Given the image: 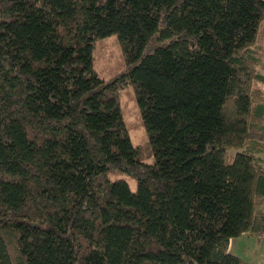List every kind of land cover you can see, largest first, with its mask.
Wrapping results in <instances>:
<instances>
[{
	"label": "trees",
	"instance_id": "obj_1",
	"mask_svg": "<svg viewBox=\"0 0 264 264\" xmlns=\"http://www.w3.org/2000/svg\"><path fill=\"white\" fill-rule=\"evenodd\" d=\"M263 25L264 0H0V264H244L230 241L264 234ZM113 36L128 68L105 83Z\"/></svg>",
	"mask_w": 264,
	"mask_h": 264
},
{
	"label": "rangeland",
	"instance_id": "obj_2",
	"mask_svg": "<svg viewBox=\"0 0 264 264\" xmlns=\"http://www.w3.org/2000/svg\"><path fill=\"white\" fill-rule=\"evenodd\" d=\"M162 43L153 42L151 45L146 48L143 55H148L154 52V50L162 46ZM258 52L260 57L262 58V66L261 71L264 73V25L261 30V39L258 44ZM127 63L123 56L122 47L117 40L116 36L109 37L104 41H100L96 45V49L94 51V71L102 79L105 83H110L117 78H119L123 73L127 70ZM135 89L131 85L126 87L119 92V102L122 108L124 120L129 128L130 137L132 139V143L134 146H141L145 153H149V149L147 148L148 144V136L141 122V116L136 104L135 100ZM147 164H151L153 162V158L146 161ZM110 181H114L115 177L109 175ZM125 180L130 184V187L133 191L136 190V182L129 177L119 174L118 180ZM264 210V206L262 207ZM245 239L240 240L239 244L242 246L245 243ZM256 240V239H255ZM257 241V240H256ZM252 250V249H251ZM250 251V249H249ZM260 252L255 255L254 252ZM241 251H236V254ZM264 240L261 241L260 244H257L252 251H250V257L254 258L255 264H264Z\"/></svg>",
	"mask_w": 264,
	"mask_h": 264
},
{
	"label": "crops",
	"instance_id": "obj_3",
	"mask_svg": "<svg viewBox=\"0 0 264 264\" xmlns=\"http://www.w3.org/2000/svg\"><path fill=\"white\" fill-rule=\"evenodd\" d=\"M260 157L262 158V160L264 161V154L260 155ZM264 205H262L261 207H259L258 210L262 211L264 213V210L262 209ZM243 238H247L245 239V243L242 244V246L239 244L240 240H242ZM257 241H256V240ZM264 240V234H262L261 236H257V235H252V234H243L242 236L232 239L230 241L229 247H228V252L240 257L244 264H255L254 258L250 257V251L253 250V248L256 247L257 244H260L261 241ZM250 249V251H249ZM252 249V250H251ZM236 251H241L239 253H243V254H236ZM260 252H254L255 255L259 254ZM264 257V254H261Z\"/></svg>",
	"mask_w": 264,
	"mask_h": 264
}]
</instances>
